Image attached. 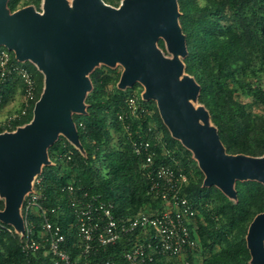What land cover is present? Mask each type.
I'll list each match as a JSON object with an SVG mask.
<instances>
[{
  "label": "trees",
  "instance_id": "trees-1",
  "mask_svg": "<svg viewBox=\"0 0 264 264\" xmlns=\"http://www.w3.org/2000/svg\"><path fill=\"white\" fill-rule=\"evenodd\" d=\"M104 1L117 5L115 0ZM176 3L185 44L183 68L199 87L197 102L207 110L227 153L263 156L264 117L253 115L236 96L246 93L264 108V87L259 81L264 72V0H176ZM29 5L40 10L41 0L6 1L10 12ZM158 44L165 47L164 39L160 38ZM22 63L37 79L36 99L11 127H0V133L30 124L35 102L43 92L44 72L29 60ZM120 76L121 72L104 66L90 71V88L83 100L85 109L71 113L78 145L59 135L47 148L50 163L43 166L39 175L42 177L39 202L47 209L61 206L63 212H49L48 216L61 225L66 247L73 255L78 250L68 195L62 191L67 183L113 202L117 216H134L147 206L162 203L148 192L147 180L133 151L132 141L144 135L155 144L156 164L181 167L189 174L185 192L198 208L193 233L204 250L201 264H256L247 234L253 219L264 212V183L252 178L236 179L232 194L215 184L206 185V175L194 152L172 135L154 99H141L152 110V116L128 119L131 130L128 133L118 114L126 111L127 97L141 84L135 82L131 87L121 88ZM15 82L13 78L2 86L0 107L14 92ZM112 130L118 135L117 143ZM158 130L160 137L156 134ZM69 151L72 157L67 161L63 155ZM3 208L4 202L0 200V210ZM31 217L39 229L41 217L36 210ZM129 237L101 247L93 253L90 263L122 261L123 252L131 244ZM25 240V236L0 228V264H54L51 254L46 253V244L26 256L21 250ZM193 255H188V264H194ZM166 260L163 258L156 264H172Z\"/></svg>",
  "mask_w": 264,
  "mask_h": 264
},
{
  "label": "water",
  "instance_id": "water-1",
  "mask_svg": "<svg viewBox=\"0 0 264 264\" xmlns=\"http://www.w3.org/2000/svg\"><path fill=\"white\" fill-rule=\"evenodd\" d=\"M6 1L0 0V46L13 50L21 62H36L44 72L45 88L35 103L32 122L0 133V185L6 196L2 222L24 231L17 210L42 171L40 163H50L47 148L58 132L78 145L70 110L85 109L84 94L90 88L86 73L97 59L121 61L125 67L121 88L135 82L146 87L144 97L156 100L172 135L194 152L206 185L232 194L236 179L264 183V155L227 153L216 127L200 121L206 113L187 101L190 95L197 97L199 87L192 77L178 79L183 62L167 61L152 47L160 36L184 55L176 0H126L120 8L103 0H77L78 16L72 21L65 0H47L44 14L32 7L10 12ZM247 243L254 262L264 264V212L251 222Z\"/></svg>",
  "mask_w": 264,
  "mask_h": 264
},
{
  "label": "built area",
  "instance_id": "built-area-1",
  "mask_svg": "<svg viewBox=\"0 0 264 264\" xmlns=\"http://www.w3.org/2000/svg\"><path fill=\"white\" fill-rule=\"evenodd\" d=\"M15 77L23 84L24 105L19 111L0 120V127H11L15 120L25 115L37 95V82L33 72L13 57L10 49L3 46L0 48V102L2 86ZM126 107V111L118 114V119L130 133L128 119H141L148 114V108L135 94L127 97ZM132 146L139 159L142 174L147 180L148 192L162 201L160 208L148 212L141 211L134 216H117L113 202L103 199L100 194L67 183L62 187V191L68 195L67 205L73 216L72 225L77 231L78 250L73 255L66 247L67 239L61 225L48 216L49 212H63L61 206L47 209L39 202V185L42 181L39 174L34 178L32 188L22 203L24 231L18 232L14 226H7V223L1 220L0 228L26 237L21 245V250L26 256L35 252L41 244H46V253L51 254L54 264H91L94 252L101 247L115 244L125 236H130L131 244L123 252L122 261L107 259L92 264H156L163 258L173 260L197 253L200 245L194 236L193 226L196 224L198 208L185 192L189 182L188 172L181 167L156 164L155 144L144 135L134 139ZM71 157L72 151L63 155L67 161ZM33 210L41 217L39 229H36L38 224L31 217Z\"/></svg>",
  "mask_w": 264,
  "mask_h": 264
},
{
  "label": "rangeland",
  "instance_id": "rangeland-1",
  "mask_svg": "<svg viewBox=\"0 0 264 264\" xmlns=\"http://www.w3.org/2000/svg\"><path fill=\"white\" fill-rule=\"evenodd\" d=\"M115 1H116L117 5L109 4L106 1H104V2L107 5L112 6L114 8H120L121 6H123L126 3V0H115ZM65 3H66V6H67V17H68V20L72 21L73 19H75L78 16L77 0H65ZM46 6H47V0H41L40 10H37L34 6H30V5L22 7V8L32 7L34 10L38 11L39 13L44 14L46 12ZM22 8H19V9H22ZM159 37L160 36H158V38L153 41V46L152 47L154 49L160 51L161 54L164 56V58L167 61H175V60L182 61V57H183L182 53L178 52V51H176L174 49H171L165 40H164L165 41V47H161L158 44V41L160 39ZM0 48H3V46H0ZM11 52L14 53L13 50H11ZM29 61L33 62L32 60H29ZM33 63L39 69L38 64H36V62H33ZM99 66H104V68L107 69V70L108 69H114L115 71H119V72H121V76H122V73H123V71L125 69L124 65L117 58H115L112 63H106L102 59H97L95 61L94 65L92 66V68L86 73V76L88 77V73L90 71H92L93 69H95L96 67H99ZM121 76H120V78H121ZM177 76H178V79L180 81H184L186 78H189V77L191 78L190 75L185 73L183 67L177 70ZM15 79H16V82H15L14 92L9 96L7 101H5V105H4V108H3L4 113L1 115L2 117L0 118V120H4L9 114L19 111L24 105V102H23V84H22V82H21V80L19 78L15 77ZM259 81L262 84V86L264 87V72L261 74V79ZM36 82H37V79H36ZM139 83L141 84V87L135 89L133 91V93L135 95H137L138 97H140V99L146 100V98L144 97L145 96L146 87L141 82H139ZM21 84H22V86H21ZM129 87H131V86H129ZM44 88H45V78H44L43 91H44ZM88 90L85 91L84 96H86ZM236 97H238V99L240 101H242L243 103H245L247 105L248 109L253 113V115H255L256 117H264V108L262 106L256 104L254 99L251 96L247 95L246 93H238ZM187 101H189L194 106L196 111H204L206 113L205 117H200L199 116L200 121H202L204 123H207V124H211V121L209 120V117H208L207 110H205L203 105H201L200 103L197 102L196 96H191V95L188 96L187 97ZM83 109H84V107L80 108V109L71 108L70 111L71 112H80ZM148 115L150 117L152 116V110L148 109ZM153 123L154 122L151 121L152 125H153ZM112 133L114 135V143H117L118 142V135H117V133L114 130H112ZM58 134L61 135V136H65L63 131H59ZM156 134L158 135V137L161 136V133L159 132V130L156 131ZM45 165H47V162H43L42 161L40 163V167H42V168ZM0 200H2L4 202V208H5L6 196H5V193H4L1 185H0ZM161 206H162V203L159 204V205H151V206H147L146 209H143L141 211H147V212L148 211H153V210H156V209L160 208ZM17 213L19 215L22 214L21 208L17 210ZM203 251L204 250H202V246L200 245L199 250L197 251V253H195L193 255L192 262L194 264H201L202 263V259H203V256H204L203 255L204 254ZM187 261H189V259L186 256H181V257H178V258L173 259V260H168V259L166 260V262H171L172 264H187Z\"/></svg>",
  "mask_w": 264,
  "mask_h": 264
},
{
  "label": "crops",
  "instance_id": "crops-1",
  "mask_svg": "<svg viewBox=\"0 0 264 264\" xmlns=\"http://www.w3.org/2000/svg\"><path fill=\"white\" fill-rule=\"evenodd\" d=\"M4 105H5V102L0 107V118L2 117L1 115L4 113V111H3Z\"/></svg>",
  "mask_w": 264,
  "mask_h": 264
}]
</instances>
